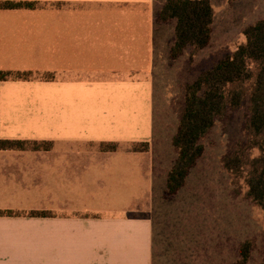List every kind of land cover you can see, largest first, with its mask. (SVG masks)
<instances>
[{
	"label": "crops",
	"instance_id": "crops-1",
	"mask_svg": "<svg viewBox=\"0 0 264 264\" xmlns=\"http://www.w3.org/2000/svg\"><path fill=\"white\" fill-rule=\"evenodd\" d=\"M10 1L36 6L0 8V70L32 73L0 80V139L30 143L0 149V210L18 213L0 215V264H261V207L191 204L184 186L155 200L169 171L155 142L203 72L186 67L192 46L171 58L166 0Z\"/></svg>",
	"mask_w": 264,
	"mask_h": 264
},
{
	"label": "trees",
	"instance_id": "trees-1",
	"mask_svg": "<svg viewBox=\"0 0 264 264\" xmlns=\"http://www.w3.org/2000/svg\"><path fill=\"white\" fill-rule=\"evenodd\" d=\"M35 6L32 1L0 0V8ZM171 19L177 21L176 41L170 52L172 59L179 57L187 46L201 50L210 44L213 23L210 0H166L158 21ZM243 34L244 42L233 53L185 86V106L172 138L177 157L167 173L165 198L173 197L184 186L190 169L204 154L201 140L213 128L216 119L227 110L240 108L248 99L249 117L245 131L249 140L246 143L240 142L238 149L225 156L222 163L236 175L248 166L245 175L248 187L246 196L264 210V18L247 26ZM30 77V72L0 70V80ZM29 144L27 141L0 139V149H24ZM117 146V143H105L101 149L115 151ZM255 148L259 150L258 156L252 158L246 154ZM131 150L147 151L148 143L134 144ZM7 214L18 213L0 210V215ZM28 214L48 216L50 213L30 211ZM250 248V242L241 245L242 262L247 260ZM261 264H264V260Z\"/></svg>",
	"mask_w": 264,
	"mask_h": 264
},
{
	"label": "rangeland",
	"instance_id": "rangeland-1",
	"mask_svg": "<svg viewBox=\"0 0 264 264\" xmlns=\"http://www.w3.org/2000/svg\"><path fill=\"white\" fill-rule=\"evenodd\" d=\"M210 2L215 15L213 40L209 46L199 52L195 50L194 56L193 54L190 56L189 61L186 62L189 72H194V69L195 72L206 71L222 58L233 53L239 43L245 40L244 29L264 17V0H210ZM249 106L247 99L240 108L227 110L223 116L216 119L213 128L201 140L205 147L204 154L194 165L195 168L189 171L191 176L187 182L185 181L181 191L183 195L184 193L190 195L191 204L209 205L219 200V205H226L229 200V202L233 201L235 206L256 205L246 196L248 187L245 175L248 166L236 175L227 170L222 163L225 156L238 149L240 142L246 143L249 140V135L245 131ZM163 126L164 134L169 135L166 139L156 141L155 145L157 144L160 148L158 158L163 156V159H168L169 161H163V163L167 162L170 169L177 157V151L170 144L171 142H168V138L176 134L178 126L174 125L173 118L168 125L164 123ZM167 144L170 145L167 146L169 149L166 151ZM95 148L97 149L98 146H92L91 151ZM246 154L253 158L259 155V150L255 148ZM161 162L156 161L157 164ZM181 193L179 196L177 193L171 198H165L164 192L162 197L155 200L163 204L178 202L182 197ZM261 216L264 221V214ZM251 264L256 263L251 260Z\"/></svg>",
	"mask_w": 264,
	"mask_h": 264
}]
</instances>
